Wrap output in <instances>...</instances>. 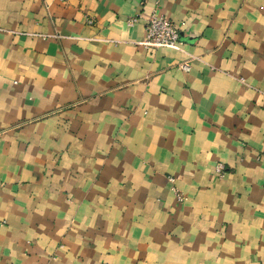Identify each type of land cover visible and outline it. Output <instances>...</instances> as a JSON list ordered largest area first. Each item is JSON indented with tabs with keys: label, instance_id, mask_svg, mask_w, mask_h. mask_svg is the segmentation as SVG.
Instances as JSON below:
<instances>
[{
	"label": "crops",
	"instance_id": "crops-1",
	"mask_svg": "<svg viewBox=\"0 0 264 264\" xmlns=\"http://www.w3.org/2000/svg\"><path fill=\"white\" fill-rule=\"evenodd\" d=\"M140 10L0 0V264H264V0Z\"/></svg>",
	"mask_w": 264,
	"mask_h": 264
},
{
	"label": "built area",
	"instance_id": "built-area-1",
	"mask_svg": "<svg viewBox=\"0 0 264 264\" xmlns=\"http://www.w3.org/2000/svg\"><path fill=\"white\" fill-rule=\"evenodd\" d=\"M160 0H140L141 10L128 21L130 24L135 22L138 18L142 17L144 22V33L141 41L142 45L149 50L158 47H177L181 43L178 35V30L175 24L165 14L159 10ZM151 3L149 11L145 12V6ZM88 22H91L88 19ZM182 70L189 69V63L183 62L179 65ZM223 165L216 164V170L221 172ZM171 182V190L178 200H182L183 195L180 189L173 184V177L168 176Z\"/></svg>",
	"mask_w": 264,
	"mask_h": 264
}]
</instances>
